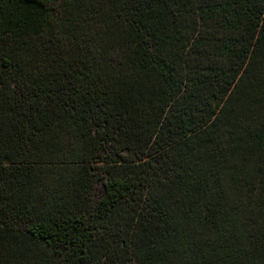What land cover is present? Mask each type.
Listing matches in <instances>:
<instances>
[{
  "label": "trees",
  "instance_id": "16d2710c",
  "mask_svg": "<svg viewBox=\"0 0 264 264\" xmlns=\"http://www.w3.org/2000/svg\"><path fill=\"white\" fill-rule=\"evenodd\" d=\"M0 264H264V0H0Z\"/></svg>",
  "mask_w": 264,
  "mask_h": 264
}]
</instances>
